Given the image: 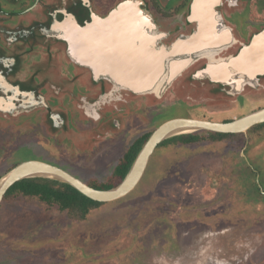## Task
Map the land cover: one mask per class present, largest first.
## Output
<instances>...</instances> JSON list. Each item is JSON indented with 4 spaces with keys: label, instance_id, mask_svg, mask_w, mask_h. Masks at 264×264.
I'll return each mask as SVG.
<instances>
[{
    "label": "rangeland",
    "instance_id": "374dc122",
    "mask_svg": "<svg viewBox=\"0 0 264 264\" xmlns=\"http://www.w3.org/2000/svg\"><path fill=\"white\" fill-rule=\"evenodd\" d=\"M223 1L222 15L234 29L233 48L239 51L264 30V0ZM155 3L158 12L153 16L162 22L158 31L165 33L172 24L156 13L166 15L167 0ZM185 20V14H179L172 22L184 28ZM169 42L163 44L168 47ZM60 64L63 72L69 69L64 56ZM199 69L196 63L160 98L138 95L141 118L123 120L116 135L96 132L93 138H100L90 152L60 158L45 146L41 151L22 148L14 156L0 149V177L13 165L38 158L75 166L69 174L88 185L114 183L112 172L127 148L165 121L225 122L264 108V75L256 87L223 99L210 95L202 80L187 82ZM240 143L159 145L137 186L83 222H73L36 200L9 197L0 204V264H264V128ZM9 144L0 143L5 149ZM251 165L261 173L253 174ZM258 180L261 194L251 182Z\"/></svg>",
    "mask_w": 264,
    "mask_h": 264
},
{
    "label": "flooded vegetation",
    "instance_id": "af4514ba",
    "mask_svg": "<svg viewBox=\"0 0 264 264\" xmlns=\"http://www.w3.org/2000/svg\"><path fill=\"white\" fill-rule=\"evenodd\" d=\"M122 1L0 0V143L10 142L6 149L0 145L3 155L10 151V155L14 156L22 148L29 147L41 151L45 146L53 148L60 158L63 154L73 158L95 148V141L100 138L99 135L97 139L93 138L96 132L105 136L114 135L115 129L119 133L125 125L123 120L131 116L141 118L142 105L137 101L138 95L116 88L108 78H94L90 68L80 66L68 57L67 43L51 32V26L56 21L64 20L67 14L73 15L84 26L90 22L92 13L105 17ZM142 1L158 30L162 22L153 16L154 12H158V5H155V0ZM172 1L167 0L168 6L164 9L168 11H164L166 15L156 13L167 25L172 24L160 40L161 44L169 40L171 45L178 37L187 36L196 29L195 23L188 24L186 20L184 28L172 22L179 14H188L191 0H175L179 2L177 9L173 7ZM223 5L222 0L217 11L226 26L221 9ZM230 29L232 43L226 49L202 56L193 62L184 72L196 63L200 69L186 77L187 82L198 81L193 78L194 75L207 64L234 56L238 52L233 46L237 40L234 29ZM63 56L69 65L65 72L60 64ZM199 81L209 94L216 92V95L210 94L214 97L225 99L232 96L228 86H221L208 79ZM247 86L244 85L242 92ZM28 160L55 165L38 158ZM55 166L67 173L72 171L71 168H76L69 164L66 167L62 164ZM249 169L261 173L258 166L255 169L251 165Z\"/></svg>",
    "mask_w": 264,
    "mask_h": 264
},
{
    "label": "water",
    "instance_id": "95a60500",
    "mask_svg": "<svg viewBox=\"0 0 264 264\" xmlns=\"http://www.w3.org/2000/svg\"><path fill=\"white\" fill-rule=\"evenodd\" d=\"M221 5L222 0H209L208 3L191 0L186 21L188 24L195 23L196 29L187 36L178 37L168 47L160 43L165 35L158 32L142 0H123L105 17L92 13L90 22L84 26L73 15L67 14L64 20L51 26V32L67 43L68 57L78 65L90 68L94 78H108L116 88L126 89L135 95L154 94L161 97L198 58L217 53L232 43V31L225 26L217 11ZM206 32H212L209 40L204 38ZM260 44L264 45V30L252 35L248 44L242 45L234 56L207 64L193 78L228 86L231 95L240 94L244 85L256 87L259 77L264 75V54L256 60ZM169 65H175L170 73ZM223 68L228 70L226 79L211 77V71ZM245 70L249 71V75L245 74ZM136 72L138 75L134 77ZM142 77H149L150 80H143ZM162 77L166 78L159 87ZM262 123L264 108L226 123L189 118L167 120L150 135L120 184L108 190H96L55 165L37 160L24 161L0 177V204L11 186L31 178L69 184L97 202L116 201L137 186L150 156L165 140L200 131L245 134Z\"/></svg>",
    "mask_w": 264,
    "mask_h": 264
},
{
    "label": "trees",
    "instance_id": "16d2710c",
    "mask_svg": "<svg viewBox=\"0 0 264 264\" xmlns=\"http://www.w3.org/2000/svg\"><path fill=\"white\" fill-rule=\"evenodd\" d=\"M210 94L216 95V92H210ZM217 102H221L220 99ZM226 122L230 121H225L224 123ZM263 128L264 123L255 125L247 131V138L244 134H221L200 131L192 134L169 138L162 142L160 145L169 144L170 142L174 141L180 142L181 145L188 146L200 144L203 142H221L226 140L240 139V146H243L247 142V140L249 139V135L253 131ZM151 134L152 133L140 136L139 138L134 140V142L127 148L112 172V178H115L116 182H108L101 185H87L96 190H108L119 185L127 175L134 159ZM252 173L255 174L257 172ZM259 181L260 180L251 182L255 187L257 193L261 194L259 192L258 186L256 185ZM9 197H23L31 200H36L40 204H43L45 208H55V210H57L59 213L65 214L67 218L73 222H83L94 210L98 209L104 204L89 199L69 184L43 178L24 179L16 182L5 193L2 201L8 199Z\"/></svg>",
    "mask_w": 264,
    "mask_h": 264
},
{
    "label": "bare ground",
    "instance_id": "6f19581e",
    "mask_svg": "<svg viewBox=\"0 0 264 264\" xmlns=\"http://www.w3.org/2000/svg\"><path fill=\"white\" fill-rule=\"evenodd\" d=\"M203 2L204 3H208L209 2V0H203ZM205 9V8H204ZM204 9H202V11L204 10ZM211 33L212 32H206V35H205V39L206 40H209V38L211 37ZM210 35V36H209ZM260 54H259V56L256 58V60H259L260 58H261V56L264 54V45L262 46V44H260ZM223 57V56H222ZM252 62H253V60H251ZM175 68V65H172V66H170L169 65V68H168V70H169V73H170V70H172V69H174ZM245 74H247V75H249V71H247V70H245ZM138 75V72H136V73H134V77H136ZM210 75H211V77L212 78H214V79H218V78H223V79H226L227 78V75H229L228 74V70L227 69H225V68H223V69H219V70H214V71H211L210 72ZM130 77V76H129ZM144 78V79H143ZM165 78L166 77H162L161 78V80H159V83H158V85H159V87H160V85L162 84V81L163 80H165ZM134 79H138V78H132V79H129L128 78V80H134ZM142 79L143 80H150V78L149 77H142ZM138 87V86H137ZM10 108V107H9ZM7 109V108H6Z\"/></svg>",
    "mask_w": 264,
    "mask_h": 264
}]
</instances>
